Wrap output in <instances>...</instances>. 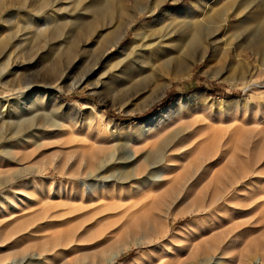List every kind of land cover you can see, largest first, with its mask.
<instances>
[{"label":"rangeland","instance_id":"rangeland-1","mask_svg":"<svg viewBox=\"0 0 264 264\" xmlns=\"http://www.w3.org/2000/svg\"><path fill=\"white\" fill-rule=\"evenodd\" d=\"M89 1L55 0L72 33ZM256 12L264 0H143L115 45L91 37L47 83L46 37L0 55V264H264V62L232 50ZM133 40L148 53L120 72ZM188 50L193 64L155 67L152 97L147 60Z\"/></svg>","mask_w":264,"mask_h":264},{"label":"bare ground","instance_id":"bare-ground-1","mask_svg":"<svg viewBox=\"0 0 264 264\" xmlns=\"http://www.w3.org/2000/svg\"><path fill=\"white\" fill-rule=\"evenodd\" d=\"M98 1L99 0L89 1L90 9L94 15L92 20L90 19L91 21L85 22L80 26L78 21L77 31L74 30L75 32L72 33L67 29V23L64 18L58 13L60 6L54 4L55 0H0V55H2L3 58L6 57L7 60L11 59L12 50L17 46H21L22 48L23 40H28L32 45L34 42H40L46 37V41H44L46 42L48 56L46 63L44 62L45 64L42 67L44 73L42 80L47 83L59 78L62 71L61 65L64 61L74 60L78 54L79 58L83 60L84 53L88 49L87 47L92 43L91 37L95 38L93 44L98 42L100 45H103V48H106L108 45H115L126 33L129 21L135 17V14H133L134 9L138 10L142 5L143 0H108L107 5L105 6H101V3H98ZM102 1L103 0H101V2ZM8 7L14 8H12V11L10 12H5ZM52 7H55V11L57 10L56 13L44 15L47 11L49 12V9ZM18 10L23 11L22 13L26 11L32 13V17L30 16L28 18L29 21L27 23V20L23 22L24 19H20L19 16L16 15V11ZM153 10L154 9L149 11ZM219 13V10L211 8L210 13L204 15L201 20L196 21L195 25L197 34L203 36L205 25H210L209 23L213 22V20L219 16ZM19 22L25 26V28L23 27L24 29L32 30L24 32L27 36L30 34V37H26L22 40L20 39L17 42L14 29L17 24H20ZM18 31H22V29ZM214 36L219 38V35L216 33H214ZM247 39L249 43L246 46H242V43L238 41V37H234V40L236 41L232 43V50L235 52V55L238 56L239 54H244L245 51L248 50L253 52L262 62H264V13L256 12V15L251 18ZM196 41L197 38L195 36L185 38L181 44L180 50L183 47L187 49ZM29 42L28 44H30ZM130 43L132 48L130 49L132 51L125 52V48H122V57H120L114 65L115 69L120 72L130 69L132 64H135L136 57L141 54V52H147V50H145L146 45L139 42V40H133ZM102 54L103 53L99 54V56L101 57ZM196 59L199 58L191 50L186 51L185 55L180 58H175L172 54H167L159 60L146 59L150 62L149 67H147L149 69L146 73L140 71V74L142 75L140 77L146 84L151 81L154 82L155 80L154 91L152 94V97L155 98L159 95V92L161 93V90H163L167 84L166 79L163 77L165 74L158 73L155 67L163 70L167 67L170 61H175V63L180 66H183L188 62L189 66V62L190 64H193ZM186 74L187 73H184L181 76H185ZM117 256L118 252L112 253L108 264L114 262Z\"/></svg>","mask_w":264,"mask_h":264},{"label":"trees","instance_id":"trees-1","mask_svg":"<svg viewBox=\"0 0 264 264\" xmlns=\"http://www.w3.org/2000/svg\"><path fill=\"white\" fill-rule=\"evenodd\" d=\"M161 102V101H160ZM160 102L153 103L150 107L149 110L154 109ZM143 113V112H142Z\"/></svg>","mask_w":264,"mask_h":264}]
</instances>
